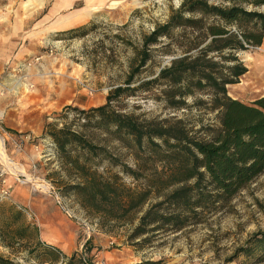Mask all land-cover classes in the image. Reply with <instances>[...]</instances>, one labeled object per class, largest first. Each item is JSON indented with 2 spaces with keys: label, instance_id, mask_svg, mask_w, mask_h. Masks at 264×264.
Returning <instances> with one entry per match:
<instances>
[{
  "label": "rangeland",
  "instance_id": "1",
  "mask_svg": "<svg viewBox=\"0 0 264 264\" xmlns=\"http://www.w3.org/2000/svg\"><path fill=\"white\" fill-rule=\"evenodd\" d=\"M55 1L0 0V31L13 28L16 33L8 37L29 47L22 65L6 63L0 73V136L16 169L8 170L0 158V264H43L53 255L46 245L59 249L72 264H264L256 249L249 257L236 256L255 233L264 231V173L218 210L198 218L186 215L182 229L164 225L144 235L135 228L157 199L122 211L123 219L116 221L108 204L97 200L98 208L87 199L85 191L90 195L96 189L91 183L75 192L72 185L79 179L67 165L69 156L81 155L103 179L118 175L126 189L140 190L153 174L152 148L147 142L140 148L131 135L117 130L109 112L139 121L184 119L196 128L201 119L216 124L217 112L202 114L205 110L192 98L187 109L175 110L157 99L154 84L151 89L141 86L175 57L164 54L161 44L152 46L151 59L125 84L138 64L143 35L164 23L183 0H97L102 4L91 19L63 30L51 27L49 8ZM238 55L248 71L228 92L250 103L264 95V41ZM120 85L133 93L114 99L105 115L93 110ZM13 105L25 112L11 114ZM49 124L82 134L96 150L71 144L70 154L62 152L49 135L53 128L46 129ZM127 168L139 170L138 177ZM34 180L45 181L48 189Z\"/></svg>",
  "mask_w": 264,
  "mask_h": 264
},
{
  "label": "trees",
  "instance_id": "2",
  "mask_svg": "<svg viewBox=\"0 0 264 264\" xmlns=\"http://www.w3.org/2000/svg\"><path fill=\"white\" fill-rule=\"evenodd\" d=\"M224 1L227 4L183 0L164 23L143 35L135 58L138 64L125 81L131 83L151 59L152 46L161 44L163 53L175 58L141 86L151 89L154 84L159 88L157 99L175 110L187 109L192 98L205 110L202 114L217 112L216 124L201 119L196 128L184 119L139 121L134 115L109 112L110 124L131 135L140 148L147 142L150 154L156 157L153 174L140 190L126 189L118 175L103 179L88 168L81 155L66 160L79 179L72 185L75 192L85 191L91 183L96 189L90 195L85 191L87 199L96 206L97 200L100 205L108 204L116 221L123 219V212L157 199L141 216L135 228L138 235L164 225L180 230L187 224L186 215L198 218L218 210L264 173V95L245 103L228 92V86L238 83L248 71L238 53L264 41V11L258 9L264 7V0ZM132 90L114 87L106 103L93 110L105 115L114 99ZM46 129H51L49 135L64 153L70 154L71 144L89 152L96 150L86 137L67 127L49 124ZM127 169L138 177L139 170ZM81 203L88 205L83 199ZM45 249L53 255L44 258L43 264H72L64 261L59 249L50 245ZM254 249L264 259V231L255 233L236 256L243 253L249 257ZM82 264L89 263L84 260Z\"/></svg>",
  "mask_w": 264,
  "mask_h": 264
},
{
  "label": "crops",
  "instance_id": "3",
  "mask_svg": "<svg viewBox=\"0 0 264 264\" xmlns=\"http://www.w3.org/2000/svg\"><path fill=\"white\" fill-rule=\"evenodd\" d=\"M102 2L97 0H57L49 8V14L53 15L51 27L56 30H63V26L74 27L85 23L93 17L95 9ZM19 28L20 26L17 25ZM66 28V27H65ZM9 33H16L13 28L10 31H0V73L4 70L6 63L12 62L18 67L23 64L26 54L29 52L28 45L18 38H9ZM18 60H20L18 62ZM12 94V93H10ZM24 104L22 103L21 106ZM8 114L10 113L9 110ZM25 111L13 105L11 114L24 113ZM19 124L16 118H11ZM52 245V244H51Z\"/></svg>",
  "mask_w": 264,
  "mask_h": 264
},
{
  "label": "bare ground",
  "instance_id": "4",
  "mask_svg": "<svg viewBox=\"0 0 264 264\" xmlns=\"http://www.w3.org/2000/svg\"><path fill=\"white\" fill-rule=\"evenodd\" d=\"M248 59V56H247ZM3 139L0 136V158L4 162L5 166L7 167L8 170H11L12 172H16L15 166L11 162L10 158L7 156L5 153V149L3 147ZM39 186H41L43 189H48L49 185L45 181H36L34 180Z\"/></svg>",
  "mask_w": 264,
  "mask_h": 264
},
{
  "label": "water",
  "instance_id": "5",
  "mask_svg": "<svg viewBox=\"0 0 264 264\" xmlns=\"http://www.w3.org/2000/svg\"><path fill=\"white\" fill-rule=\"evenodd\" d=\"M173 58H175V57H172L171 59H173Z\"/></svg>",
  "mask_w": 264,
  "mask_h": 264
}]
</instances>
